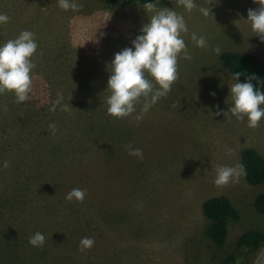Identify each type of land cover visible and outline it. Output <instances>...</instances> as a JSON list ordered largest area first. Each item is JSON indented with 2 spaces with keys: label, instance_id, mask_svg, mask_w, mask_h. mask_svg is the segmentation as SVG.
Returning a JSON list of instances; mask_svg holds the SVG:
<instances>
[{
  "label": "rangeland",
  "instance_id": "rangeland-1",
  "mask_svg": "<svg viewBox=\"0 0 264 264\" xmlns=\"http://www.w3.org/2000/svg\"><path fill=\"white\" fill-rule=\"evenodd\" d=\"M74 2L78 11L62 10L58 0H0V14L10 17L0 24V46L24 30L38 45L31 100L18 104L13 93L0 94V264H221L222 252L209 248L204 236L209 220L202 203L225 195L238 211L229 220L227 255L240 251L241 233L257 228L264 234V214L252 204L264 183L244 176L223 187L213 183L218 165L240 164L247 147L264 156V146L249 133L247 117L215 115L229 110L237 81L213 49L264 59V43L246 21L248 9L259 5L213 0L205 17L199 7H207L206 0H194L191 13L177 0L156 2L157 9L184 17L188 32L181 35L191 59L180 53L178 80L142 120L134 119L141 103L126 118L105 112L99 123L109 95L108 65L132 47L153 13L139 2ZM193 32L206 38V47L195 45ZM58 92L61 104L50 111ZM263 128L264 117L255 129L262 134ZM128 145L142 149L143 159L128 155ZM73 188L86 190L83 202L65 200ZM37 231L45 236L42 247L29 244ZM83 237L95 245L81 253ZM245 254L246 264H264V243Z\"/></svg>",
  "mask_w": 264,
  "mask_h": 264
},
{
  "label": "clouds",
  "instance_id": "clouds-1",
  "mask_svg": "<svg viewBox=\"0 0 264 264\" xmlns=\"http://www.w3.org/2000/svg\"><path fill=\"white\" fill-rule=\"evenodd\" d=\"M252 2L259 7L255 10L248 9L246 21L253 35L264 43V0H252ZM206 3L207 7H199V12L205 17L211 15L209 6L214 2L206 0ZM177 5L183 6L189 13L197 8L194 0H177ZM58 6L65 11L69 9L78 11L81 7L74 0H58ZM144 9L146 12H152L153 15L149 18V22L141 27L142 34L131 42L132 47L117 52L108 65L110 76L105 90L109 93L106 99L108 105L106 113L116 119L132 115L136 112V105L142 103L140 114L134 117L138 122L142 120L144 113L160 98L166 97L172 85L178 80L180 53L183 52L184 59H191L181 35L188 32L184 17L174 9L167 7L157 9L156 2L145 4ZM9 20L7 14H0V24H6ZM191 39L197 47L207 46L206 38L198 36L195 32L192 33ZM37 47L34 33L28 30L22 31L17 38L10 39L0 46V94L13 93L18 104L31 100L33 88L30 74L35 68L31 58L36 53ZM213 51L218 56L221 54L219 46ZM241 75L242 73L235 72L231 77L237 82L230 87L229 98L232 103L229 110L217 111L215 115L227 116L231 113L238 121H244L247 117V127L254 129L259 127V122L264 117V107H261L264 105V92L259 91L252 83L257 78L255 75L247 76L246 82L240 83ZM210 95L214 96L215 93ZM62 99V93L58 92L50 111H55ZM63 110L67 111L68 106L64 105ZM49 129L55 135L56 125L50 124ZM127 148L128 155L143 159L142 149L132 148L131 145ZM3 166L9 167V162L5 161ZM245 175L242 164H237L235 167L218 165L213 183L217 187H223L230 182L239 183L240 178ZM86 195L85 189L73 188L66 194L65 200L83 202ZM44 243L45 236L39 231L29 238V244L33 247H42ZM94 245V238L83 237L78 251L84 253Z\"/></svg>",
  "mask_w": 264,
  "mask_h": 264
},
{
  "label": "trees",
  "instance_id": "trees-1",
  "mask_svg": "<svg viewBox=\"0 0 264 264\" xmlns=\"http://www.w3.org/2000/svg\"><path fill=\"white\" fill-rule=\"evenodd\" d=\"M107 5H118L120 3L130 4L133 2H139L142 4L158 2L165 4L168 0H103ZM220 63L223 68L228 70L232 75L235 72H240L239 82H246V78L249 75H255L257 78L252 81L256 85V88L264 92V59L250 54L237 51H223L220 54ZM107 109V103L105 108L102 109L101 121L102 123L104 114ZM97 122V121H96ZM92 153L99 154V148L97 149L92 144ZM240 164L244 166L246 175L244 176L246 181L251 184H263L264 183V157L259 152L251 147L243 148L240 151ZM94 157V156H93ZM93 169H95L93 167ZM98 172V171H97ZM99 176V173L97 174ZM98 186V183L96 184ZM92 195V194H91ZM92 204V202H90ZM252 204L258 213L264 214V191H261L255 195ZM96 207V205H94ZM202 212L208 221L207 226L204 229V236L206 237L210 247L218 252H222L220 257L221 264H246V254L254 253L264 243V234L260 229H251L241 233L237 240L236 246L240 249L239 252L233 255H227L225 247V241L228 233L229 220H236L239 216L237 209L232 204L231 200L225 195H217L207 198L202 203Z\"/></svg>",
  "mask_w": 264,
  "mask_h": 264
},
{
  "label": "crops",
  "instance_id": "crops-1",
  "mask_svg": "<svg viewBox=\"0 0 264 264\" xmlns=\"http://www.w3.org/2000/svg\"><path fill=\"white\" fill-rule=\"evenodd\" d=\"M252 130H256V129H255V128H254V129H253V128L249 129V133H254V134H256V135L260 138L261 145L264 146V141H263V138H262V137H264V128H263V133H262V134H258V133H257V130H256L255 132L252 131ZM261 136H262V137H261ZM252 148L256 149V150L259 152V154L263 156V152H261V150H259L256 146H255V147H252ZM263 157H264V156H263Z\"/></svg>",
  "mask_w": 264,
  "mask_h": 264
}]
</instances>
